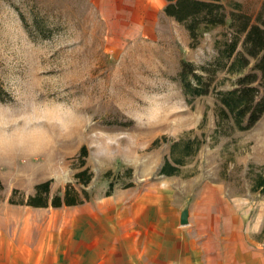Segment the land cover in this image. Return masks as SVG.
<instances>
[{
	"label": "rangeland",
	"instance_id": "374dc122",
	"mask_svg": "<svg viewBox=\"0 0 264 264\" xmlns=\"http://www.w3.org/2000/svg\"><path fill=\"white\" fill-rule=\"evenodd\" d=\"M220 1L225 23L201 26L190 47L163 0H0V264L163 257L182 242L183 209L195 225L230 211L260 216L264 231V116L247 130L217 125V92L236 72L218 68L210 92L193 98L177 78L181 60L212 66L230 36L236 1ZM238 1L254 20L263 0ZM194 137L197 151L159 174L171 141L194 147ZM84 168L87 185L75 178ZM46 180L50 196L70 186L89 199L18 203Z\"/></svg>",
	"mask_w": 264,
	"mask_h": 264
},
{
	"label": "trees",
	"instance_id": "16d2710c",
	"mask_svg": "<svg viewBox=\"0 0 264 264\" xmlns=\"http://www.w3.org/2000/svg\"><path fill=\"white\" fill-rule=\"evenodd\" d=\"M164 1V14L184 27L190 47L198 43L201 26L207 28L225 23V7L220 0ZM234 5L236 8L229 14L231 18L229 28L232 32L223 41L222 46H218L217 42V58L213 65H196L191 61L181 60L177 78L183 93L193 98L210 92L218 68L236 72L237 77L232 87L217 92L218 106L215 116L217 125L231 121L237 129L247 130L253 127L264 113V0L254 20L247 13L238 10L240 3L235 2ZM239 41L240 50L237 49ZM192 142L183 138L172 140L170 157L165 158L159 174H175L178 167L184 164L185 157L193 155L199 148V142L194 147L191 146ZM176 150L179 151L177 154ZM75 178L87 185L92 174L84 168L75 174ZM259 184L264 185V176L260 178ZM111 185L110 183L109 189H112ZM82 194L66 186L62 193L50 196V180H46L34 186V192L25 202L18 203L31 207L60 208L63 205H77L89 199L87 192L83 190ZM109 194L110 190L106 195ZM12 198L11 203H16Z\"/></svg>",
	"mask_w": 264,
	"mask_h": 264
},
{
	"label": "crops",
	"instance_id": "0c3cea01",
	"mask_svg": "<svg viewBox=\"0 0 264 264\" xmlns=\"http://www.w3.org/2000/svg\"><path fill=\"white\" fill-rule=\"evenodd\" d=\"M164 4L163 0V7ZM263 116L264 113L258 121ZM230 212L209 216L203 224L195 225L193 219L197 218H192L188 210L187 223L182 225L178 220L182 229L177 231V237L182 242L175 251L163 257L156 254L150 260H142L144 249L140 250L136 257L138 264H264V231L259 228L260 216L246 222L244 214ZM154 237L162 238L163 233L155 231Z\"/></svg>",
	"mask_w": 264,
	"mask_h": 264
},
{
	"label": "water",
	"instance_id": "95a60500",
	"mask_svg": "<svg viewBox=\"0 0 264 264\" xmlns=\"http://www.w3.org/2000/svg\"><path fill=\"white\" fill-rule=\"evenodd\" d=\"M187 217H188V210L187 209H183L180 213V218H179V222L180 224H186L187 223Z\"/></svg>",
	"mask_w": 264,
	"mask_h": 264
}]
</instances>
